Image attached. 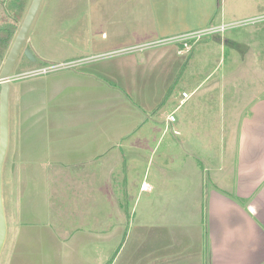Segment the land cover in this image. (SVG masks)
<instances>
[{
    "label": "crops",
    "instance_id": "1",
    "mask_svg": "<svg viewBox=\"0 0 264 264\" xmlns=\"http://www.w3.org/2000/svg\"><path fill=\"white\" fill-rule=\"evenodd\" d=\"M182 1L134 0L120 8L130 10V25L100 21L95 33L97 22L87 20L83 36L46 37L51 51L31 48L37 61L27 68L72 67L11 86L4 171L18 172L20 211L3 264H264L263 40L250 42L253 52L229 53L223 157L218 165L208 151L204 160L196 152L203 114L178 118L181 107L173 109L171 63L186 66V53L180 44L136 50L192 30L181 23L196 2ZM214 22L211 15L205 24ZM249 33L264 37V27ZM133 44L141 54L121 58ZM128 67L134 86L117 75ZM32 121L39 131L24 133Z\"/></svg>",
    "mask_w": 264,
    "mask_h": 264
},
{
    "label": "rangeland",
    "instance_id": "2",
    "mask_svg": "<svg viewBox=\"0 0 264 264\" xmlns=\"http://www.w3.org/2000/svg\"><path fill=\"white\" fill-rule=\"evenodd\" d=\"M33 0H21L20 3L17 2L14 5L9 6V11L4 12L3 9L0 10V58H3L5 61L9 51L14 43V40L21 28V25L27 15V12L31 6ZM188 3H194L192 6L193 12L192 16L187 20H183L181 24L188 23L190 29H196L195 32H201L207 30L211 27L226 25L229 26L224 33L213 34V35H204L200 40H193L190 42L189 48L179 47L177 51L181 54L183 52L187 55L186 66L183 67V61L180 59L179 62H174L175 59H172V77L177 86L174 88L173 102L175 104L173 109L181 107L180 110L176 112V117L182 118L185 113H195L203 114V121L198 122L196 126L198 131L203 132L202 139H196L198 148H196L197 154L202 156L205 160L206 156H211V159L218 165L223 157V149L225 148V136L221 138V131L226 130V109L225 103L221 101V96L226 95L222 91L221 86H227V60L229 61V53L233 50L237 52L244 53L252 50L253 45L251 41L257 43L256 41L263 40L261 43V50H264V37L259 35L255 36V33H249L252 30H259L264 27V0H201L202 7L200 8V0H187ZM129 3H134V0H44L42 7L34 21V24L28 35V43L25 44L24 49L34 50L37 48L39 51H51L50 43H45L44 39L46 37H56V36H70L73 34H78L83 36L84 31L81 28L82 23L91 20L96 21L97 25L91 30L98 33L99 30L98 24L101 21L110 20V22H122V25L130 23L129 14L130 10L125 9L121 10V7L126 8V5ZM180 3H185L180 0ZM222 9L225 12V18L222 20ZM186 14V12H184ZM217 14V15H216ZM212 15L214 17V24H207L206 21ZM199 16L202 18L203 25L200 27L197 19ZM197 21V22H195ZM109 22V23H110ZM74 25V27H73ZM76 25V26H75ZM120 25V24H119ZM130 25V24H129ZM120 29H124L121 26H118ZM199 29V30H198ZM189 30V29H188ZM191 30V31H192ZM7 31V32H5ZM188 32L195 33V32ZM103 32L99 34H94L95 36H101ZM183 34V35H186ZM239 35L241 42L236 43L230 39L231 36ZM182 36V35H180ZM178 37V36H175ZM5 38V39H4ZM101 38V37H100ZM173 38V37H171ZM245 40V41H244ZM256 40V41H255ZM41 42V43H40ZM156 43V42H155ZM31 44V46L29 45ZM154 44V43H153ZM148 45V46H147ZM145 46L137 47L136 50H143L142 47L152 46L147 44ZM166 45V44H164ZM170 44H167V46ZM252 45V46H251ZM134 44L131 46L133 47ZM156 46V45H155ZM162 46V45H161ZM152 50H145V52H154L155 50H170L167 48H175L171 44L169 47H151ZM183 48V49H182ZM31 50V51H32ZM253 52V51H251ZM134 47L125 53L121 58H126L131 56L134 58ZM178 53V54H179ZM58 54V52H56ZM135 54H141V51L136 52ZM145 54V53H144ZM195 54V58H194ZM228 54V55H227ZM172 57V55H171ZM178 61V60H177ZM224 61L226 63L224 64ZM222 62V63H221ZM28 59L22 53L14 69V80L11 82V86H17L24 77H18L20 74L29 72L38 66L28 67ZM55 63V62H54ZM58 63V62H56ZM221 63V64H220ZM24 64H27L24 65ZM220 64V66H219ZM219 66V68H218ZM180 67V69H178ZM177 69V71L175 70ZM216 68H218L216 70ZM68 69V68H66ZM63 69V70H66ZM257 69V68H255ZM61 70V71H63ZM216 70V71H215ZM60 71V70H57ZM215 71V72H214ZM214 72V73H213ZM56 73V72H54ZM117 75L119 79L124 83L127 82L130 86H134V68H118ZM116 75V76H117ZM205 80L208 76H210ZM48 76V75H47ZM46 77V76H44ZM43 78V77H40ZM34 79V78H33ZM41 80V79H40ZM118 81V80H117ZM203 83V84H202ZM204 86V91L198 93L194 92L197 86ZM207 86H220L219 91L209 92ZM194 92V93H193ZM184 93L191 95V98L183 101ZM217 94L213 98L210 95ZM1 94V86H0ZM199 95H201L199 99ZM199 99V100H198ZM182 104L180 105V103ZM184 102V103H183ZM185 104V105H184ZM200 105V106H198ZM13 96L11 97V115L13 122ZM211 114L215 116L214 122H207L205 116ZM189 120H191V115H188ZM34 121V118H33ZM24 124L22 131L24 133L30 134L36 131H39V123ZM242 123V122H241ZM14 125H11V132L14 133ZM206 134V135H205ZM219 136V139H216V136ZM209 138L212 143L210 149L208 148ZM212 138V139H211ZM214 139V140H213ZM212 162V161H211ZM213 163V162H212ZM5 185H4V204L6 207L7 221L10 229L18 225V215L20 211V201H19V187H18V172L10 171L5 169ZM212 174H219L218 172L212 171ZM10 242H8L9 245ZM8 247V246H7ZM6 247V251H7ZM4 252L3 257H1V264L5 260Z\"/></svg>",
    "mask_w": 264,
    "mask_h": 264
},
{
    "label": "water",
    "instance_id": "3",
    "mask_svg": "<svg viewBox=\"0 0 264 264\" xmlns=\"http://www.w3.org/2000/svg\"><path fill=\"white\" fill-rule=\"evenodd\" d=\"M44 0H33L14 43L0 68V258L6 244L8 235V222L4 204V166L10 144V93L11 82L14 78L15 66L23 53L24 56L35 63L36 56L31 49H24L28 43V35L34 21L42 7ZM2 60L0 59V64Z\"/></svg>",
    "mask_w": 264,
    "mask_h": 264
},
{
    "label": "built area",
    "instance_id": "4",
    "mask_svg": "<svg viewBox=\"0 0 264 264\" xmlns=\"http://www.w3.org/2000/svg\"><path fill=\"white\" fill-rule=\"evenodd\" d=\"M228 27L229 26L221 25V26L211 27V28L204 30V31H201V32L189 33V34L178 36V37L164 39V40H161V41L156 42L154 44L151 43L152 46H149L147 48L160 47L161 45L166 46L167 44H170V45L171 44H180L183 46V48H189L191 41H193V40L198 41L204 35H213V34L224 33L228 29ZM151 44H149V45H151ZM164 44H166V45H164ZM70 67H72V64H48V65L39 67L37 69L30 70L29 72H26L24 74H20V75H18V77H24V78L25 77H29V78L39 77V76H44V75L54 73L57 70H62V69L70 68ZM13 80H14V78H13ZM184 98H189V95L185 93ZM170 119H171L170 122H174L175 116H171Z\"/></svg>",
    "mask_w": 264,
    "mask_h": 264
},
{
    "label": "flooded vegetation",
    "instance_id": "5",
    "mask_svg": "<svg viewBox=\"0 0 264 264\" xmlns=\"http://www.w3.org/2000/svg\"><path fill=\"white\" fill-rule=\"evenodd\" d=\"M18 1L20 3L21 0H18ZM16 2H17V0H0V10L3 9L4 12H6V11L10 12V10L8 9L9 6L14 5ZM5 32H7V31H5ZM0 59L2 60V63L0 64V68H2L4 60H3V58H0Z\"/></svg>",
    "mask_w": 264,
    "mask_h": 264
}]
</instances>
